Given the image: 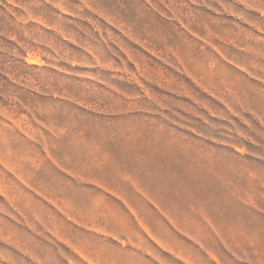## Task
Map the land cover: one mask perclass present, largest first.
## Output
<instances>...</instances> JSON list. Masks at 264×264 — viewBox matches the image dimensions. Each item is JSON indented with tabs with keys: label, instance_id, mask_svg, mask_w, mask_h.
Instances as JSON below:
<instances>
[{
	"label": "rangeland",
	"instance_id": "1",
	"mask_svg": "<svg viewBox=\"0 0 264 264\" xmlns=\"http://www.w3.org/2000/svg\"><path fill=\"white\" fill-rule=\"evenodd\" d=\"M0 264H264V0H0Z\"/></svg>",
	"mask_w": 264,
	"mask_h": 264
},
{
	"label": "bare ground",
	"instance_id": "2",
	"mask_svg": "<svg viewBox=\"0 0 264 264\" xmlns=\"http://www.w3.org/2000/svg\"><path fill=\"white\" fill-rule=\"evenodd\" d=\"M30 62L34 63V60H33V61H32V60H30Z\"/></svg>",
	"mask_w": 264,
	"mask_h": 264
}]
</instances>
